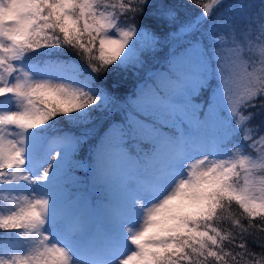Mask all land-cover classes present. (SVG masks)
Listing matches in <instances>:
<instances>
[{
  "label": "snow or ice",
  "instance_id": "obj_1",
  "mask_svg": "<svg viewBox=\"0 0 264 264\" xmlns=\"http://www.w3.org/2000/svg\"><path fill=\"white\" fill-rule=\"evenodd\" d=\"M162 37L167 67L92 144L96 203L77 132ZM256 232L264 0H0V264H264Z\"/></svg>",
  "mask_w": 264,
  "mask_h": 264
},
{
  "label": "trees",
  "instance_id": "obj_2",
  "mask_svg": "<svg viewBox=\"0 0 264 264\" xmlns=\"http://www.w3.org/2000/svg\"><path fill=\"white\" fill-rule=\"evenodd\" d=\"M195 11V10H194ZM170 45L163 42L157 49L148 55L142 66H127L117 70H112L104 74L101 78L102 84L114 101L106 110L98 111L94 114L86 127L78 130L80 134L86 128H94L92 134L78 150L76 159L82 164V167L75 171V176L82 182L81 190H87L89 199L98 203L102 200V193L95 190L91 185L90 173L88 171L89 158L91 156V147L93 142L98 139V135H103V131L111 123L126 122L130 114H134L132 101L135 99V93L145 83H150V74L163 72L167 67L166 60L169 54ZM78 59V58H77ZM86 67V65H85ZM215 85V81H212ZM63 127V125H61ZM98 134V135H97ZM255 236L264 239V233L256 232ZM256 251H259L257 248Z\"/></svg>",
  "mask_w": 264,
  "mask_h": 264
},
{
  "label": "rangeland",
  "instance_id": "obj_3",
  "mask_svg": "<svg viewBox=\"0 0 264 264\" xmlns=\"http://www.w3.org/2000/svg\"><path fill=\"white\" fill-rule=\"evenodd\" d=\"M135 66H138V67H140V66H142V65H135ZM132 107H133V103H132ZM133 109H134V107H133ZM133 114H130V117L132 116ZM101 202V201H100Z\"/></svg>",
  "mask_w": 264,
  "mask_h": 264
}]
</instances>
